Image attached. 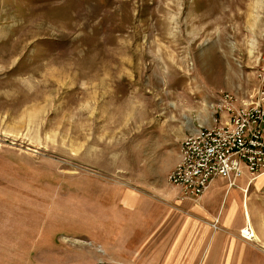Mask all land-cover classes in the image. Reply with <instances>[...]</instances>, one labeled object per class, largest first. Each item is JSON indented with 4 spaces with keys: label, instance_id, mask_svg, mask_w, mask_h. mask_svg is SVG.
Wrapping results in <instances>:
<instances>
[{
    "label": "rangeland",
    "instance_id": "374dc122",
    "mask_svg": "<svg viewBox=\"0 0 264 264\" xmlns=\"http://www.w3.org/2000/svg\"><path fill=\"white\" fill-rule=\"evenodd\" d=\"M263 90L264 0H0V264H202L168 175Z\"/></svg>",
    "mask_w": 264,
    "mask_h": 264
},
{
    "label": "built area",
    "instance_id": "2783aa9c",
    "mask_svg": "<svg viewBox=\"0 0 264 264\" xmlns=\"http://www.w3.org/2000/svg\"><path fill=\"white\" fill-rule=\"evenodd\" d=\"M260 100L224 92L217 107L226 118L182 139L168 180L186 198L197 200L219 177L232 185L244 176L252 182L264 174V90ZM213 226L218 228L216 222ZM241 234L251 239L250 229Z\"/></svg>",
    "mask_w": 264,
    "mask_h": 264
},
{
    "label": "crops",
    "instance_id": "0c3cea01",
    "mask_svg": "<svg viewBox=\"0 0 264 264\" xmlns=\"http://www.w3.org/2000/svg\"><path fill=\"white\" fill-rule=\"evenodd\" d=\"M181 205L190 212L182 217L179 235L192 243L188 255L205 253L202 264H264V175L252 182L244 176L232 185L216 178L199 200ZM245 229L253 230L255 238L241 236Z\"/></svg>",
    "mask_w": 264,
    "mask_h": 264
},
{
    "label": "bare ground",
    "instance_id": "6f19581e",
    "mask_svg": "<svg viewBox=\"0 0 264 264\" xmlns=\"http://www.w3.org/2000/svg\"><path fill=\"white\" fill-rule=\"evenodd\" d=\"M247 229H245V231H246ZM251 232H252V234L250 235V238L252 239V238H255V233H254V231L253 230H251Z\"/></svg>",
    "mask_w": 264,
    "mask_h": 264
}]
</instances>
